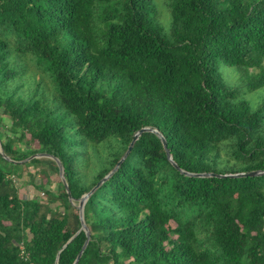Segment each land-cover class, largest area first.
<instances>
[{
  "label": "trees",
  "instance_id": "16d2710c",
  "mask_svg": "<svg viewBox=\"0 0 264 264\" xmlns=\"http://www.w3.org/2000/svg\"><path fill=\"white\" fill-rule=\"evenodd\" d=\"M165 5L167 25L156 0H0V264H74L87 240L76 205L142 128L159 130L182 171H264V96L246 98L264 90V0ZM39 154L62 163L75 205L62 181L40 185L46 202L20 196L24 168L32 184L59 174L49 158L22 163ZM84 219L78 264H264V176H186L153 133Z\"/></svg>",
  "mask_w": 264,
  "mask_h": 264
},
{
  "label": "rangeland",
  "instance_id": "374dc122",
  "mask_svg": "<svg viewBox=\"0 0 264 264\" xmlns=\"http://www.w3.org/2000/svg\"><path fill=\"white\" fill-rule=\"evenodd\" d=\"M160 14V20L164 25L168 24L169 21V9L165 5V0H156ZM28 67V74H36L37 79L41 77L42 74L38 73L34 60L31 58L30 55H27L23 59ZM242 74L236 71H230L227 67H222V78L225 83L229 84L232 89L241 90L243 83L240 82V77ZM47 86H50V81L45 80ZM264 96V90H261L257 93L248 94L246 98L248 100H252L256 105L259 104V101ZM30 138L28 137V140ZM30 142V140H29ZM32 147L35 149H39L40 145L37 142L31 141ZM34 171L33 167L28 166V168H24L22 174V180L18 181V186H20V196L25 199H30L34 197H38L42 200V202L47 201V194L45 191L39 189L40 185H42L46 190H53L57 191L59 183L62 181L60 177V173H54L53 171L49 170V168H45L44 172H41L40 175L36 176V180L34 184H32L27 172ZM30 174V173H29ZM58 204H55L56 206Z\"/></svg>",
  "mask_w": 264,
  "mask_h": 264
},
{
  "label": "water",
  "instance_id": "95a60500",
  "mask_svg": "<svg viewBox=\"0 0 264 264\" xmlns=\"http://www.w3.org/2000/svg\"><path fill=\"white\" fill-rule=\"evenodd\" d=\"M145 133H153V134H155L156 136H158L160 138V140H161V142L163 144V147L165 149V152H166L168 160L171 162V164L177 170H179L181 173L185 174L186 176H190V177H194V178H218V179H225V178L238 179V178H248V177L256 178V177H263L264 176V171H252V172H246V173L226 174V175H220V174H215V173L192 174V173H188V172L182 171L178 167V165L174 162V160L172 158V155H171V152L168 149L167 141L164 138V136L159 132V130L156 129V128H153V127L142 128L139 132H137L134 135V138H133L132 142L130 143L127 152L122 157V159L118 162V164L114 168V170L112 172H110L103 180H101L88 194H85L84 196H82V198L78 202V205H76V208L79 211V217H80V221H81V230L79 232L84 231L85 234H86L87 240H86L81 252L79 253L76 261L74 262V264H78L79 263L80 259L82 258L83 254H84V251L86 250V248H87V246H88V244L90 242V239H91V233H90V231H89V229H88V227H87V225L85 223V219H84V209H85L86 202L88 201L89 197L98 188H100L110 177H112L114 175V173L118 170V168L122 165V163L125 161V159L132 152L135 143ZM0 154L2 155V157L5 160L10 161V159L2 151L1 142H0ZM37 158H49V159L54 160L57 163V165L59 167L60 177L62 179V182H63L64 186H65V189H66V192L68 194L69 200H70V202H72V204L75 205L74 200L72 198V195L70 193L68 184H67L66 179H65V171H64V167H63L62 163L57 158H55L53 156H50V155H47V154L34 155V156L30 157L29 159H27L26 161H24L22 163H27V162H30L31 160L37 159Z\"/></svg>",
  "mask_w": 264,
  "mask_h": 264
}]
</instances>
